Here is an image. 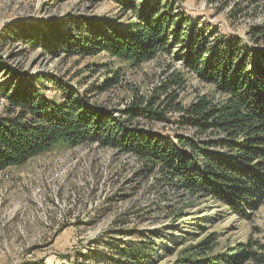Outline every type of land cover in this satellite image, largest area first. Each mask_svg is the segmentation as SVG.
Returning a JSON list of instances; mask_svg holds the SVG:
<instances>
[{
  "label": "trees",
  "instance_id": "1",
  "mask_svg": "<svg viewBox=\"0 0 264 264\" xmlns=\"http://www.w3.org/2000/svg\"><path fill=\"white\" fill-rule=\"evenodd\" d=\"M110 1L131 13L133 20L124 28L78 18L59 29L50 19L22 32V41L54 58L105 53L132 68L166 58L164 70L146 95L132 91L124 108L115 111L90 102L86 93L66 88L52 76L11 73L0 87L5 102L0 172L59 146L95 144L133 160L136 175L155 196L153 214L171 224L198 202H212L249 220L264 206V25H251L246 41L236 35L210 40L173 0ZM214 1L223 9L232 0ZM254 1L233 4L226 20L256 19L264 7ZM186 75L204 88L188 102L182 97ZM121 76L120 68L107 70L96 92L122 87ZM39 81L53 82L61 101H50ZM172 115L181 116L179 128L185 135L151 130ZM163 229L126 231L136 239L121 243L118 256L124 260L119 264H151ZM173 264H264V245L249 239L221 247L217 236L208 233L181 248Z\"/></svg>",
  "mask_w": 264,
  "mask_h": 264
},
{
  "label": "rangeland",
  "instance_id": "2",
  "mask_svg": "<svg viewBox=\"0 0 264 264\" xmlns=\"http://www.w3.org/2000/svg\"><path fill=\"white\" fill-rule=\"evenodd\" d=\"M173 1L210 40L236 35L246 41L244 35L251 25H264V12L254 20L229 23L225 18L233 4L252 0H232L223 9L218 1ZM259 2L257 7H264V0ZM78 18H93L118 28L133 20L130 12L110 0H0L1 89L11 73L52 76L55 82L86 93L90 102L113 111L123 109L134 90L146 95L169 62L166 58L132 68L105 53L83 59L54 58L22 41V32L40 27L42 22L53 19L64 29ZM176 67L180 69L179 63ZM116 68L121 70L122 87L98 94L95 87L102 85L106 71ZM186 79L184 102L204 89L194 76L186 75ZM38 87L50 101H61L53 82L39 81ZM4 103L0 98V113ZM181 120L172 115L151 130L164 136L185 135L179 128ZM136 174L132 159L95 144L59 146L24 165L1 171L0 264H119L124 260L118 256L121 243L129 245L136 239L126 234L131 229L164 228V239L158 242L151 264H173L181 248L208 233L217 236L221 247L249 239L264 245V206L249 220H242L222 206L198 202L171 224L153 214L155 196Z\"/></svg>",
  "mask_w": 264,
  "mask_h": 264
}]
</instances>
